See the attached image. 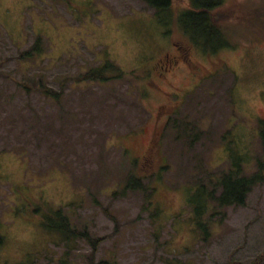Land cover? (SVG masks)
<instances>
[{"label": "rangeland", "instance_id": "1", "mask_svg": "<svg viewBox=\"0 0 264 264\" xmlns=\"http://www.w3.org/2000/svg\"><path fill=\"white\" fill-rule=\"evenodd\" d=\"M153 14L141 0H0V264H250L264 252V170L243 205L210 203L205 232L189 205L195 186L217 197L220 175L264 161V0H226L217 23L232 47L214 53ZM36 38L40 52L20 58ZM106 60L122 79L71 81ZM129 176L143 189L124 188ZM59 209L94 245L48 231Z\"/></svg>", "mask_w": 264, "mask_h": 264}, {"label": "trees", "instance_id": "2", "mask_svg": "<svg viewBox=\"0 0 264 264\" xmlns=\"http://www.w3.org/2000/svg\"><path fill=\"white\" fill-rule=\"evenodd\" d=\"M149 8L153 9L154 16H156L160 23L169 24L175 23L181 26L182 33L187 36L189 41L196 47L200 48L204 52L214 53L225 47H232V44L226 39L223 30L217 23L218 10L225 4L226 0H190V8L184 10L181 14L174 12L171 0H141ZM41 41L40 38H36L34 44L24 51L20 58H30L40 52ZM206 50V51H205ZM124 73L113 63L108 60L104 61L97 67L90 68L86 72L71 79L75 83L81 82H100L106 83L110 81L120 80L123 78ZM37 90L43 92L47 96H53L57 98L59 93L48 89L40 84ZM261 142L264 152V130L261 131ZM158 152V150H157ZM264 170V161L258 163V171L250 177L241 176L239 170L237 172H229L218 177L214 186H218L220 189L219 195L216 197L214 190H208L205 185L199 184L195 186L196 199L191 201L193 221L195 225L203 232L207 229L205 222L201 221L204 214L210 208V203H214L215 206L227 207V206H241L244 203L247 192L251 186L260 180L262 175L259 173ZM132 176V175H130ZM125 181L124 188L132 190H142V184H139L138 179L130 178ZM157 182L160 181L158 176ZM213 190V191H212ZM61 220L59 226L49 224L48 231L54 230L53 234L62 236L66 239H72L80 237L85 241L94 245V242L87 236V232L82 233L73 228L67 215H65L62 209H59L55 213ZM204 235V233H201ZM0 244L2 239L0 238ZM62 264L65 261H62ZM229 264H236L230 262ZM238 264V263H237ZM250 264H264V252L259 255L255 261Z\"/></svg>", "mask_w": 264, "mask_h": 264}, {"label": "flooded vegetation", "instance_id": "3", "mask_svg": "<svg viewBox=\"0 0 264 264\" xmlns=\"http://www.w3.org/2000/svg\"><path fill=\"white\" fill-rule=\"evenodd\" d=\"M166 66H167V67H169V65H168V62H167V65H166ZM161 67H163V68H164L165 66L163 65V66H161Z\"/></svg>", "mask_w": 264, "mask_h": 264}]
</instances>
